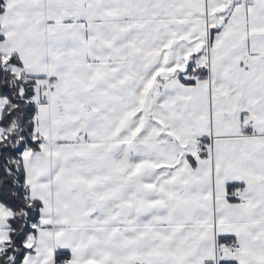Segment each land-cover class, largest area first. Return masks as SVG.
Instances as JSON below:
<instances>
[{"label":"snow or ice","instance_id":"6c2138e0","mask_svg":"<svg viewBox=\"0 0 264 264\" xmlns=\"http://www.w3.org/2000/svg\"><path fill=\"white\" fill-rule=\"evenodd\" d=\"M0 264H264V0H0Z\"/></svg>","mask_w":264,"mask_h":264}]
</instances>
